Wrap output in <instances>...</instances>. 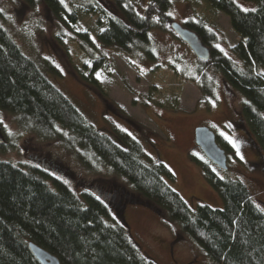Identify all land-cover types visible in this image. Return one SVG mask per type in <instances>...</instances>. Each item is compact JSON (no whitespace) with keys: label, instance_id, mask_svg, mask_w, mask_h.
<instances>
[{"label":"trees","instance_id":"1","mask_svg":"<svg viewBox=\"0 0 264 264\" xmlns=\"http://www.w3.org/2000/svg\"><path fill=\"white\" fill-rule=\"evenodd\" d=\"M23 1L40 3L54 16L64 12L74 17L60 0ZM204 1L228 17L239 38L230 47L235 60L213 45L214 35L202 22L184 26L208 46L210 64L223 83L242 96L241 117L264 153V0H243L255 3L252 10L241 9L236 0ZM169 6V0H148L141 15L129 0H93L87 8H98L106 25L94 37L87 31L75 33L79 48L92 61L87 73L75 72L77 79L97 89L92 73L105 59L101 48L147 45L148 31L164 26ZM0 110L13 114L20 126L42 139L57 135V126L66 130L62 140L67 146L77 145L76 155L84 166L90 165V159L124 179L214 264H264V212L242 182L219 177L203 154L191 151L190 159L217 193L222 208L204 203L189 208L165 182L174 177L164 163L147 155L124 130L114 127L108 134L87 123L1 23ZM215 139L225 153L231 150L228 141L218 135ZM28 242L54 255L59 264H157L140 253L124 219L114 215L101 197L89 190L76 194L36 165L0 161V264H39Z\"/></svg>","mask_w":264,"mask_h":264},{"label":"rangeland","instance_id":"2","mask_svg":"<svg viewBox=\"0 0 264 264\" xmlns=\"http://www.w3.org/2000/svg\"><path fill=\"white\" fill-rule=\"evenodd\" d=\"M60 1L73 13V19L64 12L54 16L37 2L0 0V23L85 121L99 132L110 134L116 127L138 140L147 155L158 158L172 172L174 179L165 182L189 208L197 203L222 208L217 193L189 157L191 151L202 155L194 143V128H209L231 145L225 153L226 168L214 167V172L242 182L264 212V153L255 146L241 117L242 96L223 83L210 61H198L169 27V21L182 26L202 22L214 35L213 45L234 59L230 47L239 38L228 17L204 0H169L167 20L162 28L148 31L147 45L101 48L105 59L92 73L95 89L75 75L87 73L92 66L75 41V33L87 31L94 37L105 27L106 18L98 8H87L93 0ZM129 1L137 13H145L148 0ZM236 3L243 10L255 8L252 1ZM261 115L264 117V111ZM56 132L42 139L20 126L13 114L0 110V161L36 165L64 181L76 194L89 188L99 192L112 213L124 219L140 253L157 264H214L124 179L89 157L90 165L84 166L77 158V145L67 146L62 140L66 130L57 126Z\"/></svg>","mask_w":264,"mask_h":264},{"label":"water","instance_id":"3","mask_svg":"<svg viewBox=\"0 0 264 264\" xmlns=\"http://www.w3.org/2000/svg\"><path fill=\"white\" fill-rule=\"evenodd\" d=\"M169 27L198 61L209 62V48L193 30L174 21H169ZM193 138L195 145L212 165L219 169L226 168L225 151L216 143L215 134L209 128L196 126L193 130ZM89 190L94 193L91 188ZM94 194L100 197L99 192ZM27 247L32 257L39 264H59L58 259L54 255L38 245L28 242Z\"/></svg>","mask_w":264,"mask_h":264},{"label":"flooded vegetation","instance_id":"4","mask_svg":"<svg viewBox=\"0 0 264 264\" xmlns=\"http://www.w3.org/2000/svg\"><path fill=\"white\" fill-rule=\"evenodd\" d=\"M113 198H114V196H113Z\"/></svg>","mask_w":264,"mask_h":264}]
</instances>
